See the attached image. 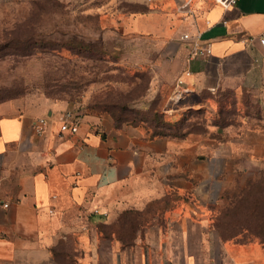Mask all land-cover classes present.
Here are the masks:
<instances>
[{"label": "crops", "instance_id": "0c3cea01", "mask_svg": "<svg viewBox=\"0 0 264 264\" xmlns=\"http://www.w3.org/2000/svg\"><path fill=\"white\" fill-rule=\"evenodd\" d=\"M141 1L160 9L135 14L150 21L132 31H184L211 52L179 47L183 82L163 111L169 119L194 127L227 96L264 94V0L212 2L196 20L182 0ZM64 111L79 115V131L60 137ZM214 126L152 136L67 102L0 103V264H264L263 246L213 227L218 179L250 149V160L264 156V133L215 136Z\"/></svg>", "mask_w": 264, "mask_h": 264}, {"label": "rangeland", "instance_id": "374dc122", "mask_svg": "<svg viewBox=\"0 0 264 264\" xmlns=\"http://www.w3.org/2000/svg\"><path fill=\"white\" fill-rule=\"evenodd\" d=\"M212 2L182 0L181 5L187 3L185 16L196 20ZM152 9L160 7L141 0L0 4V103L18 98L67 102L80 112L108 118L115 127L157 131L161 113L176 98L178 50L187 40L184 31L174 29L132 31L150 21L135 14ZM197 123L191 130L205 131L212 124L215 136L226 129L264 133V94L227 96ZM240 156L234 171L218 179L223 188L213 227L226 239L264 247V156L250 160L251 149Z\"/></svg>", "mask_w": 264, "mask_h": 264}, {"label": "built area", "instance_id": "2783aa9c", "mask_svg": "<svg viewBox=\"0 0 264 264\" xmlns=\"http://www.w3.org/2000/svg\"><path fill=\"white\" fill-rule=\"evenodd\" d=\"M222 6H230L237 2V0H212ZM188 3V2H187ZM187 3L181 5V9L185 8ZM183 39L189 41L191 52L193 55H209L210 49L201 45L198 36H190L189 34L183 35ZM264 42V38H263ZM182 79L178 81L181 84ZM48 129V119L40 118L34 124V131L37 135H45ZM79 131V115L74 111H64L60 116V137L67 134H76Z\"/></svg>", "mask_w": 264, "mask_h": 264}, {"label": "trees", "instance_id": "16d2710c", "mask_svg": "<svg viewBox=\"0 0 264 264\" xmlns=\"http://www.w3.org/2000/svg\"><path fill=\"white\" fill-rule=\"evenodd\" d=\"M219 102V101H218ZM161 123H162V126L160 128H158L157 131H151L150 129H145L147 130L148 132H150L152 134V136H174V137H182L184 136L186 133L184 132V130L186 128H184L185 126L186 127H190L191 124H186V120L184 119L185 117H183V120H176V119H169L164 113H161ZM185 120V121H184ZM200 123H196L194 125V128L197 126H199ZM193 125V124H192ZM140 127V126H138ZM143 128V127H142ZM193 129V126L190 127V130ZM198 129V130H196ZM195 131H201V132H207L208 130L205 129V131L203 129H200V128H196ZM216 219V217H215ZM215 221V220H214Z\"/></svg>", "mask_w": 264, "mask_h": 264}]
</instances>
